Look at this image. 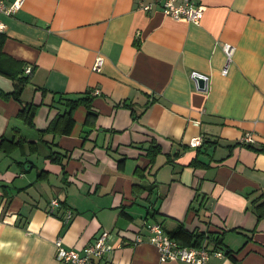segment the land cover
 Returning <instances> with one entry per match:
<instances>
[{
	"label": "crops",
	"instance_id": "0c3cea01",
	"mask_svg": "<svg viewBox=\"0 0 264 264\" xmlns=\"http://www.w3.org/2000/svg\"><path fill=\"white\" fill-rule=\"evenodd\" d=\"M150 1L0 13V264H59L56 237L78 251L112 229L121 245L93 264H187L159 261L147 221L182 245L221 240L207 264H264V0H194L198 23Z\"/></svg>",
	"mask_w": 264,
	"mask_h": 264
},
{
	"label": "built area",
	"instance_id": "2783aa9c",
	"mask_svg": "<svg viewBox=\"0 0 264 264\" xmlns=\"http://www.w3.org/2000/svg\"><path fill=\"white\" fill-rule=\"evenodd\" d=\"M24 0H0V13L10 15L16 12L23 5ZM153 6H157L168 17L174 20H183L186 22L198 23L203 17L205 7L203 4L195 3L194 0H151L150 2H140V7L144 11L151 10ZM5 28L0 21V31ZM226 63L222 69V73H226L227 65L231 62L235 47L228 42H224L221 46ZM104 61L102 55H97L93 62L92 69L100 70ZM31 67L25 69L26 73H30ZM196 74V73H194ZM99 93L94 89L93 94ZM254 141L253 134L245 132L240 142L242 144H250ZM198 143L197 139L193 140L191 145ZM50 205L56 207L59 205L58 198H52ZM72 212L67 210L64 222L67 223L72 218ZM145 227L148 231L147 242L157 250L160 262L165 261H181L187 264H207L211 255L218 257L224 256L221 249L213 250L205 244L200 245H182L175 239L171 238L162 228L161 223L156 221L146 222ZM124 233L117 229L103 231L95 239L85 245L81 250L66 248L60 237L54 240L55 253L54 257L59 264H93L96 260L100 261L109 251L118 248L124 238ZM116 239V240H113ZM140 235L135 236L133 243L142 242Z\"/></svg>",
	"mask_w": 264,
	"mask_h": 264
},
{
	"label": "trees",
	"instance_id": "16d2710c",
	"mask_svg": "<svg viewBox=\"0 0 264 264\" xmlns=\"http://www.w3.org/2000/svg\"><path fill=\"white\" fill-rule=\"evenodd\" d=\"M3 39H4V35H3V34H0V44L2 43ZM0 52H1V51H0ZM2 54H3V53L1 52V53H0V59L3 58V55H2ZM17 98H18V97H17ZM70 102H71V101H70ZM28 109H29V105L25 104L24 106H22V108H21V110H20V114H21V115L25 114V113L28 111ZM158 148H159V145L156 144V143H155V144L153 143V144H151V146L148 148V152H149V153H154ZM53 156H55L56 158L58 157L57 155H54V153H53ZM56 158H54V160H55ZM150 160H152V157H150ZM171 237H173V236H171ZM202 238H203V236H202L201 234H199L198 236H196V240L193 242L192 245H200L199 243L201 242ZM212 241H214V243H215V246L212 248L213 250L221 249V250H223L224 254H225V253H229V250H228V249L224 251V248H222V247L220 246V244H221V240H219L218 238H215V237H214V238L212 239Z\"/></svg>",
	"mask_w": 264,
	"mask_h": 264
},
{
	"label": "water",
	"instance_id": "95a60500",
	"mask_svg": "<svg viewBox=\"0 0 264 264\" xmlns=\"http://www.w3.org/2000/svg\"><path fill=\"white\" fill-rule=\"evenodd\" d=\"M193 77L195 78V80L198 82V87L199 88H205L206 85V78L201 76L200 74H193Z\"/></svg>",
	"mask_w": 264,
	"mask_h": 264
}]
</instances>
